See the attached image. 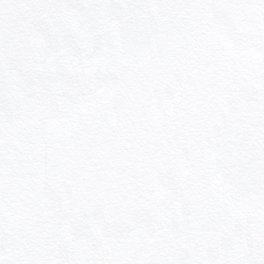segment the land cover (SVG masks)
Segmentation results:
<instances>
[{
  "label": "snow or ice",
  "instance_id": "obj_1",
  "mask_svg": "<svg viewBox=\"0 0 264 264\" xmlns=\"http://www.w3.org/2000/svg\"><path fill=\"white\" fill-rule=\"evenodd\" d=\"M0 264H264V0H0Z\"/></svg>",
  "mask_w": 264,
  "mask_h": 264
}]
</instances>
